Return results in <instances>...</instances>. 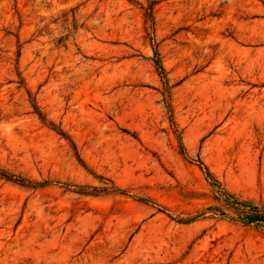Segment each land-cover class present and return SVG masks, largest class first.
Here are the masks:
<instances>
[{
	"label": "rangeland",
	"instance_id": "1",
	"mask_svg": "<svg viewBox=\"0 0 264 264\" xmlns=\"http://www.w3.org/2000/svg\"><path fill=\"white\" fill-rule=\"evenodd\" d=\"M0 172V264H264V0H0Z\"/></svg>",
	"mask_w": 264,
	"mask_h": 264
},
{
	"label": "trees",
	"instance_id": "2",
	"mask_svg": "<svg viewBox=\"0 0 264 264\" xmlns=\"http://www.w3.org/2000/svg\"><path fill=\"white\" fill-rule=\"evenodd\" d=\"M159 68L161 69V67ZM206 171L208 170L206 169ZM0 177L18 184L24 182L20 178H15L12 175L2 172H0ZM207 177L209 180L217 183L216 180H213L212 175L209 172H207ZM216 200L221 204L225 211L219 207H211L208 208L209 213L229 218L243 226L264 228V204L238 200L233 194L226 191H222L221 194H218ZM227 212L233 215L232 218L229 217Z\"/></svg>",
	"mask_w": 264,
	"mask_h": 264
}]
</instances>
